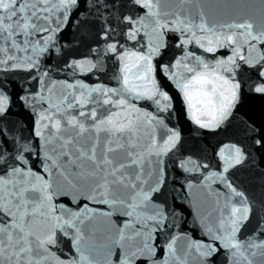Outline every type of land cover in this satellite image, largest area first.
I'll use <instances>...</instances> for the list:
<instances>
[{"label": "snow or ice", "instance_id": "obj_1", "mask_svg": "<svg viewBox=\"0 0 264 264\" xmlns=\"http://www.w3.org/2000/svg\"><path fill=\"white\" fill-rule=\"evenodd\" d=\"M0 264H264V0H0Z\"/></svg>", "mask_w": 264, "mask_h": 264}]
</instances>
